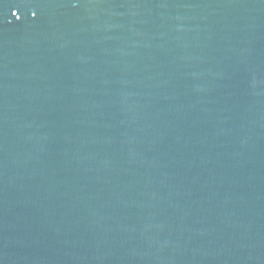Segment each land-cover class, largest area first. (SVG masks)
Returning a JSON list of instances; mask_svg holds the SVG:
<instances>
[{
    "label": "water",
    "instance_id": "obj_1",
    "mask_svg": "<svg viewBox=\"0 0 264 264\" xmlns=\"http://www.w3.org/2000/svg\"><path fill=\"white\" fill-rule=\"evenodd\" d=\"M0 264H264V0H0Z\"/></svg>",
    "mask_w": 264,
    "mask_h": 264
}]
</instances>
